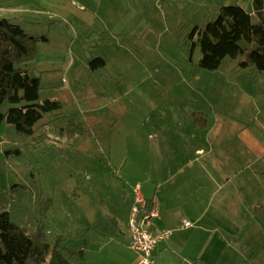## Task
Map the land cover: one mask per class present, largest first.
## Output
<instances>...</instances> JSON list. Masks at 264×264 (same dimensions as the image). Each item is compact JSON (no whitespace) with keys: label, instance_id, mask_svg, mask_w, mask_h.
Instances as JSON below:
<instances>
[{"label":"crops","instance_id":"0c3cea01","mask_svg":"<svg viewBox=\"0 0 264 264\" xmlns=\"http://www.w3.org/2000/svg\"><path fill=\"white\" fill-rule=\"evenodd\" d=\"M114 2L0 0V18L13 20L24 31L16 16L26 17L29 21L24 23L32 28L27 32L34 37L41 36L35 35L38 17L51 22L64 18L67 30L59 25L54 41L43 35L46 40L37 43L38 53L28 64L40 84L43 73L55 72L53 100L62 113H87L85 127L102 130L105 142L118 125L131 130L117 133L116 143L128 145L118 153L120 160L114 165L118 167L94 173V177L115 173L123 184L115 186L113 202L110 189L106 197L113 204L104 217L113 228L100 227L103 219L97 220L95 214L74 237L88 238L86 264H137L127 229L135 190L147 204L139 208L138 222L154 210L158 216L150 219L148 230L157 235L172 231L151 253L154 264H250L243 238L256 209L264 208V115L259 102L233 92L225 97L230 76L223 75L222 85L211 78L207 86L203 72L184 74L179 82L177 73H167L165 84L177 76L176 86L165 89L157 83L151 91L150 117L128 121L133 115L118 104L120 92L107 82L106 71L121 62L123 52H131L127 39L135 36L137 26L129 20L136 11L128 3ZM50 48L54 56L47 54ZM85 49L93 50L90 57L82 56ZM73 50L74 59L69 58ZM136 50L145 52L139 45ZM93 59L102 60L103 66L91 67ZM183 220L191 227L181 228ZM95 224L100 228L95 230Z\"/></svg>","mask_w":264,"mask_h":264},{"label":"rangeland","instance_id":"374dc122","mask_svg":"<svg viewBox=\"0 0 264 264\" xmlns=\"http://www.w3.org/2000/svg\"><path fill=\"white\" fill-rule=\"evenodd\" d=\"M120 3H128L136 11L129 22L136 23L137 27L135 36L127 39L131 52L122 51L121 62L116 66L112 65L106 72L110 75L107 82L116 85L117 92H120L118 104L133 115L128 121L133 119V123H139L150 117L153 86H157V83L160 88L165 89L176 86L177 76L168 80L167 84L164 82L163 76H169L170 73H174L173 75L177 73L179 82L184 74L203 72L208 76L205 80L207 86L211 83L209 81L211 78L215 77L216 83L222 85L225 84L223 75L230 76L232 78L231 81H226L229 86L225 87L224 96L231 97L233 92L243 98L244 96L248 99L254 98L259 102L261 115H264V72L256 73L255 68L251 66L241 69L238 66L240 58L225 61L219 70L213 72L198 68L200 50L196 47L192 51L189 38L192 28L204 27L208 21L215 19L220 6L238 5L251 11L252 1L114 2L115 5ZM16 17L25 33H31L27 32V29L32 28L24 23L29 19L23 16ZM38 20L40 25L35 27L38 31L35 35L48 36L54 41L56 35L60 33L59 25L67 30L64 18L55 17L53 22L39 17ZM64 34L68 35L66 32ZM138 45L145 49V52L136 50ZM53 51L54 48H50L47 54L54 56ZM92 51L85 49L82 56L90 57ZM76 56L75 50L69 53V58L74 59ZM54 73H43L44 80L39 86V100L54 99L55 86L58 85ZM9 106L8 103H4L2 112ZM61 111L60 108L59 111L44 116L33 126L34 135L27 139L17 136L12 126L5 123L0 126V198L5 201V204L0 206V212L7 211L10 220L23 228L25 233L34 234L41 229L46 239L50 241L60 235L68 239L64 243L65 247L84 249V242L88 241V238L83 236V240H79L74 237L80 235V232L77 234L80 227L88 222V219H93V215L96 214L97 220L103 219L100 227L113 228L111 227L113 223L105 219L104 212L113 204L111 202L116 197L115 186L123 183L115 173L109 175L107 172L108 175L104 177H94V173L98 170L109 171L111 166L118 167L114 166L120 160L118 153L127 149L128 145L116 143L117 133L119 131L127 133L131 130H125L118 125L112 131V139L105 137L107 140L105 142L102 130L85 127L83 116L88 115L87 113L66 114ZM109 189L111 191L108 197L111 202L107 203ZM254 215L243 238L247 240L246 246L249 247V255L246 257H250V264H264V208L256 209ZM100 227L94 225L95 230Z\"/></svg>","mask_w":264,"mask_h":264},{"label":"trees","instance_id":"16d2710c","mask_svg":"<svg viewBox=\"0 0 264 264\" xmlns=\"http://www.w3.org/2000/svg\"><path fill=\"white\" fill-rule=\"evenodd\" d=\"M250 1L252 13L238 5H222L215 19L192 28V51L200 50L198 68L213 72L225 61L240 58L241 69L251 66L264 72V0ZM45 40L25 33L13 20L0 18V126H12L22 139L33 136V126L60 109L56 100H39L40 80L28 68L37 43ZM90 66L99 68L103 61L93 59ZM4 103L10 106L2 112ZM4 204L0 198V206ZM67 240L57 235L50 241L41 229L25 233L7 211L0 212V264H86L85 248H67Z\"/></svg>","mask_w":264,"mask_h":264},{"label":"built area","instance_id":"2783aa9c","mask_svg":"<svg viewBox=\"0 0 264 264\" xmlns=\"http://www.w3.org/2000/svg\"><path fill=\"white\" fill-rule=\"evenodd\" d=\"M140 207H147V204L143 202V199L138 195V191L135 190V198L130 210L128 220V230L130 235L129 248L137 254V264H154L152 252L159 242L165 241L171 237L172 231L164 230L157 234H152L147 226L151 218L157 217V213L151 210L146 216H144L141 222H138L136 214ZM191 223L183 220L181 228H189Z\"/></svg>","mask_w":264,"mask_h":264}]
</instances>
